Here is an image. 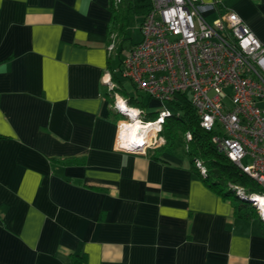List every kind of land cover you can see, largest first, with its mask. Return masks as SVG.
<instances>
[{
	"label": "crops",
	"instance_id": "obj_1",
	"mask_svg": "<svg viewBox=\"0 0 264 264\" xmlns=\"http://www.w3.org/2000/svg\"><path fill=\"white\" fill-rule=\"evenodd\" d=\"M205 1L264 42V0ZM111 2L0 0V264H264V221L185 148L120 142L139 41L109 31Z\"/></svg>",
	"mask_w": 264,
	"mask_h": 264
},
{
	"label": "built area",
	"instance_id": "obj_2",
	"mask_svg": "<svg viewBox=\"0 0 264 264\" xmlns=\"http://www.w3.org/2000/svg\"><path fill=\"white\" fill-rule=\"evenodd\" d=\"M214 5L205 0H151L140 24L141 40L126 51L120 72L162 105L178 94L186 96L200 126L211 132L214 148L260 187L253 193L234 189L264 221V42L234 12L208 22L205 11ZM171 114L165 107L155 120H139L157 124L158 133ZM149 143L143 145L156 141Z\"/></svg>",
	"mask_w": 264,
	"mask_h": 264
},
{
	"label": "trees",
	"instance_id": "obj_3",
	"mask_svg": "<svg viewBox=\"0 0 264 264\" xmlns=\"http://www.w3.org/2000/svg\"><path fill=\"white\" fill-rule=\"evenodd\" d=\"M150 7L151 0H112L110 5L109 31L115 33L117 37L125 38V35H127L128 18L135 16L140 18L142 22ZM127 38L130 40L129 37ZM114 89L120 94L127 95V92L123 88ZM127 102L129 105L131 102L138 103L129 95ZM170 103L178 112H171V116L166 117L161 123V128L158 132V135L164 140L161 146L172 147L178 136H182L185 153L189 156L198 172V168L204 169V173L201 175L199 172V174L207 185L214 188L225 198L237 200L238 203L236 205L246 207L248 212H255V208L250 203L248 204L247 201L237 197L234 186L242 187L246 193H253L259 192L260 187L258 184L214 148L210 141L211 132L200 126L196 112L188 102L186 96L178 94ZM132 107L140 110L138 105ZM149 115L152 114H144V121L155 120L157 112L153 118H148ZM120 116L123 117V115ZM186 134H190V138H187ZM196 161L199 162L200 167L195 164Z\"/></svg>",
	"mask_w": 264,
	"mask_h": 264
},
{
	"label": "rangeland",
	"instance_id": "obj_4",
	"mask_svg": "<svg viewBox=\"0 0 264 264\" xmlns=\"http://www.w3.org/2000/svg\"><path fill=\"white\" fill-rule=\"evenodd\" d=\"M211 19H212V17H208L209 21ZM138 22H139V19L136 18L135 16H133L129 19V25H128L127 31H128L129 36L131 37L132 42L140 41L141 37H142ZM128 47L129 46H125V48H128ZM116 61H117V59H115V57H114L112 60V65H114ZM115 75L119 79L120 84L123 87V89H125V91L127 92V95H129L130 97H133L134 100H136L139 103V104L135 103V102L130 103V105H132V106L138 105V107L142 111L141 116L138 115L139 116L138 119H140V120L142 119V121H144V114H149V113L152 115H149L148 118H153L157 111L164 110L165 107H167L168 110L172 113L178 112V110L173 108V106L170 102H168V101L164 102V104L162 105V104L158 103L157 101L150 99L149 96L146 93H144L143 91L136 89V87L130 82L129 79H127L121 75V72L119 69L116 70ZM115 101H117V100H115ZM116 104H117V102H116ZM119 117L128 122V118H126L125 116H123V117L119 116ZM153 128H156V126L151 124L150 128L147 129L148 133L149 132L152 133L151 131ZM154 138H157V133H156V136ZM173 148L177 152H179L180 154L184 155V145H183L182 136H178V138L174 141ZM247 161H249L247 158L243 160V162H247ZM245 204H247V203H245Z\"/></svg>",
	"mask_w": 264,
	"mask_h": 264
},
{
	"label": "bare ground",
	"instance_id": "obj_5",
	"mask_svg": "<svg viewBox=\"0 0 264 264\" xmlns=\"http://www.w3.org/2000/svg\"><path fill=\"white\" fill-rule=\"evenodd\" d=\"M117 104L118 106H120L123 110H126L125 104L124 102L117 100ZM127 111V110H126ZM130 117L132 118V121H128L127 123L123 124L122 126V136H121V141L124 143H128V142H134L137 144H145L147 142H150L149 144H153L152 139H150V132L147 134L145 133L147 131L148 128H150L151 123L149 124H142L141 121H139L138 119H136L138 113L136 111L133 110H128ZM156 126V128L152 129V133L153 131H156L158 129V125L157 124H153ZM154 134V133H153ZM119 142V143H120ZM262 200H260L261 202Z\"/></svg>",
	"mask_w": 264,
	"mask_h": 264
},
{
	"label": "water",
	"instance_id": "obj_6",
	"mask_svg": "<svg viewBox=\"0 0 264 264\" xmlns=\"http://www.w3.org/2000/svg\"><path fill=\"white\" fill-rule=\"evenodd\" d=\"M138 116V115H137ZM136 146H139V145H136Z\"/></svg>",
	"mask_w": 264,
	"mask_h": 264
}]
</instances>
